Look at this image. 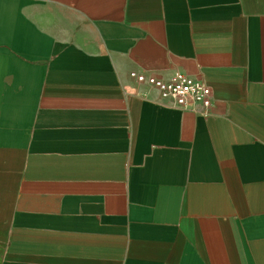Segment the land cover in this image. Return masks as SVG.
I'll list each match as a JSON object with an SVG mask.
<instances>
[{
    "label": "crops",
    "instance_id": "1",
    "mask_svg": "<svg viewBox=\"0 0 264 264\" xmlns=\"http://www.w3.org/2000/svg\"><path fill=\"white\" fill-rule=\"evenodd\" d=\"M0 264H264V0H0Z\"/></svg>",
    "mask_w": 264,
    "mask_h": 264
},
{
    "label": "built area",
    "instance_id": "2",
    "mask_svg": "<svg viewBox=\"0 0 264 264\" xmlns=\"http://www.w3.org/2000/svg\"><path fill=\"white\" fill-rule=\"evenodd\" d=\"M130 76L138 82L153 85L162 98H171L173 104L179 108H184L190 103H198L208 110L213 105L209 86L182 72L176 71L166 79L135 71H131Z\"/></svg>",
    "mask_w": 264,
    "mask_h": 264
}]
</instances>
